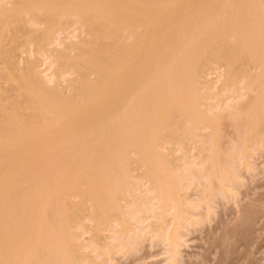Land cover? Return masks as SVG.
I'll return each mask as SVG.
<instances>
[{"label": "bare ground", "instance_id": "bare-ground-1", "mask_svg": "<svg viewBox=\"0 0 264 264\" xmlns=\"http://www.w3.org/2000/svg\"><path fill=\"white\" fill-rule=\"evenodd\" d=\"M261 6L0 0V264H75L79 245L70 228L87 216L97 239L122 214L118 199L131 162L143 165L161 203L173 195L181 173L158 143L194 136L211 60L227 71L264 67ZM49 68L51 79L43 74ZM247 76L261 92L242 110L260 121L254 111L263 107L264 71ZM224 115L236 123L234 110ZM245 130L235 131L237 151L256 134ZM224 163L210 155L211 168L193 174L220 185ZM138 208L128 207L129 218L138 220ZM167 239L174 244L177 237Z\"/></svg>", "mask_w": 264, "mask_h": 264}, {"label": "rangeland", "instance_id": "rangeland-1", "mask_svg": "<svg viewBox=\"0 0 264 264\" xmlns=\"http://www.w3.org/2000/svg\"><path fill=\"white\" fill-rule=\"evenodd\" d=\"M261 7L264 10V0ZM259 64L249 65L245 71H227L221 62L210 61L199 86L202 120L194 136L158 143L169 167L181 173L175 193L161 203L158 189L143 174V165H126L131 175L127 188L119 194L122 214L109 220L97 239L87 216L70 228L79 245L75 264H264V98L263 107L254 111L263 117L260 121H253L252 113L242 110L261 92L259 87L247 85V75L264 71ZM45 67L42 64L40 69ZM43 74L51 79V68ZM229 110L238 115L233 125L224 115ZM243 120L248 122L243 124ZM248 127L256 134L237 151L235 131ZM205 142L211 143L213 151L204 147ZM210 155L226 159L222 171L227 178L220 185L193 174L198 167L211 168ZM131 205L139 207L138 220L129 218ZM230 227L235 229L230 232ZM169 234L177 237L174 244L167 239Z\"/></svg>", "mask_w": 264, "mask_h": 264}]
</instances>
